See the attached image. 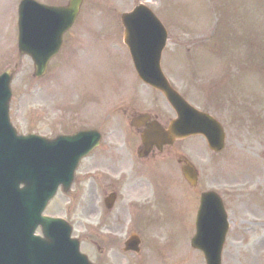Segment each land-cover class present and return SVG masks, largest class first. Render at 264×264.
Instances as JSON below:
<instances>
[{
	"label": "rangeland",
	"instance_id": "374dc122",
	"mask_svg": "<svg viewBox=\"0 0 264 264\" xmlns=\"http://www.w3.org/2000/svg\"><path fill=\"white\" fill-rule=\"evenodd\" d=\"M19 1L0 0V73L16 69L10 106L14 125L22 133L72 132L81 121L103 118L105 103L111 119L116 109L124 105L128 112L121 110L111 120L113 127H108L110 119L105 122L103 145H109L111 140L125 143L132 133L127 114L149 109L155 104L143 99L158 95L138 78L122 39L120 14L141 0H102V7L94 9L95 0L91 6L86 4L90 13L76 26L75 47L74 29L43 78L34 75L30 57L19 55ZM142 1H148L169 28L163 54L165 72L193 104L214 113L227 131V147L219 154L205 149L204 138L188 139L183 146L203 172L202 190L218 188L228 197L231 230L223 264H264V0ZM134 137L138 144L137 134L131 139ZM116 161L112 153L92 160L120 170ZM87 168L83 162L81 179L72 187V191L78 188L74 200L72 194L59 191L48 209L49 213L69 215L73 236L81 239V248L89 258L97 264H130L133 257H137L138 264H206L204 255L190 251L188 246L189 227L191 234L195 231L198 189L191 194L190 187L181 183L182 190L189 193L187 198L181 199L177 208L171 207L166 198L154 232L152 228L144 232L147 239L143 250L138 256L124 254L123 239L118 243H97L91 231L103 229L104 234L105 230H113L124 236L139 229L135 215L129 211L124 215L120 206L108 210L100 181L91 182L84 177ZM176 172V162L163 164L164 190L172 191ZM139 178L136 173L131 176V190H137ZM94 224L97 227L90 229ZM152 236L161 241L168 239L171 245L162 249V245L146 247L154 240ZM183 256L188 259L179 261Z\"/></svg>",
	"mask_w": 264,
	"mask_h": 264
},
{
	"label": "water",
	"instance_id": "95a60500",
	"mask_svg": "<svg viewBox=\"0 0 264 264\" xmlns=\"http://www.w3.org/2000/svg\"><path fill=\"white\" fill-rule=\"evenodd\" d=\"M79 3L80 0H72L68 8L50 12V15L58 16L59 33L62 27L66 30L71 25ZM26 7L23 5L21 10L19 47L23 53L28 52L33 56L36 74L42 75L55 49L52 51L51 46L49 50H42L45 48L36 36L39 22L34 20L31 9ZM65 19L68 21L63 22ZM122 19L126 26L125 41L139 76L163 90L179 113V118L172 121L168 129L159 123L148 124L142 135L145 145L168 143L178 136L205 133L211 147L221 150L225 134L219 122L206 113L194 111L164 77L161 57L167 31L160 20L145 6L123 14ZM11 80V73L0 77V264H42L43 261L45 263L46 253L53 260L55 257L56 264H90L87 257L80 255L79 242L71 239L69 232L62 236L53 229V226L58 225L57 220L41 216L46 201L55 194L59 183L65 190L70 188L78 162L88 150L84 148L89 144L90 134L81 133L75 138H59L48 142H41L36 136H17L8 120ZM159 138L161 142H158ZM62 149L65 159L61 158L59 152ZM41 167L44 171L43 179ZM21 183L25 184L23 188ZM211 201L209 199L208 202ZM208 211L212 212L211 206L207 207V211L202 209L200 213L205 215ZM216 211L222 222L220 211L215 206L213 212ZM38 223H43L47 238L39 239L34 235ZM223 241V236L219 241L214 238L212 245L207 248L209 264H221Z\"/></svg>",
	"mask_w": 264,
	"mask_h": 264
},
{
	"label": "flooded vegetation",
	"instance_id": "af4514ba",
	"mask_svg": "<svg viewBox=\"0 0 264 264\" xmlns=\"http://www.w3.org/2000/svg\"><path fill=\"white\" fill-rule=\"evenodd\" d=\"M49 2V0H47ZM66 0H61L59 2H65ZM149 109L146 110H135L132 113L127 114V121L131 123L133 117L143 115L144 113H148L151 115L150 120L157 119L160 122H164L168 118L169 108L162 103L159 104L156 101H153ZM126 106L121 105L115 111L114 118L119 115L122 111L128 112ZM112 115V113H110ZM123 116V115H122ZM110 119L108 117V112L104 109V117L98 118L100 126H106L105 122ZM169 121V120H168ZM167 121V122H168ZM166 122V123H167ZM109 124V121L107 122ZM165 124V123H163ZM113 127V124H111ZM130 128L132 130V135L137 134L139 138L141 137V133L144 129V126H132L130 124ZM100 130V129H99ZM101 131V130H100ZM102 132V131H101ZM141 141V138L139 139ZM135 137L131 139L128 137L127 141L122 142L119 146H104L100 145L98 149L85 161L88 168L84 172V177L90 179L91 182H95L96 180L100 181L103 197H107L110 194H115L116 198L114 199V207L120 206L122 211L126 214L130 209L132 210L131 214H137L139 211L147 210V206L150 201L144 202V205H138L132 199L137 200H147L148 195L151 194V184L158 183L161 185L159 180H156L158 177L162 176L161 169L163 164H170L172 162H181L184 157L183 147L180 144L175 142L172 145H166L163 148L159 149L156 146L153 147L150 154L146 157L139 156V149L142 147V144H135ZM180 145V146H178ZM135 151V154H134ZM112 153L117 158L116 163L120 165V170L115 168H110L107 166L99 165L98 163L92 162V160L98 157L100 154ZM142 169L141 172H137L136 170ZM146 171H152L154 173V178H148L142 175V173ZM107 173L118 177V181L113 180L111 177L107 176ZM136 173L139 174L140 178L137 182V190H131L128 187V183L131 180V176ZM82 172L77 171L75 175V183L81 179ZM83 178V177H82ZM151 180V181H150ZM153 180V181H152ZM176 181L180 182V180L176 179ZM181 183V182H180ZM164 190V189H163ZM166 191V190H165ZM78 193V188L75 187L72 193ZM129 196V197H128ZM142 196H145L143 198ZM167 198L171 199L172 194L167 193ZM132 201V202H131ZM161 201H156V206H160ZM113 207V208H114ZM158 209H155L156 215L158 214ZM98 234V233H97Z\"/></svg>",
	"mask_w": 264,
	"mask_h": 264
},
{
	"label": "bare ground",
	"instance_id": "6f19581e",
	"mask_svg": "<svg viewBox=\"0 0 264 264\" xmlns=\"http://www.w3.org/2000/svg\"><path fill=\"white\" fill-rule=\"evenodd\" d=\"M264 161V160H263ZM264 164V163H263Z\"/></svg>",
	"mask_w": 264,
	"mask_h": 264
}]
</instances>
